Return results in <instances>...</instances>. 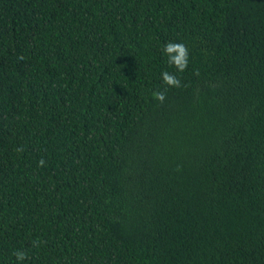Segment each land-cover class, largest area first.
<instances>
[{
    "label": "trees",
    "instance_id": "trees-1",
    "mask_svg": "<svg viewBox=\"0 0 264 264\" xmlns=\"http://www.w3.org/2000/svg\"><path fill=\"white\" fill-rule=\"evenodd\" d=\"M0 264H264V0H0Z\"/></svg>",
    "mask_w": 264,
    "mask_h": 264
},
{
    "label": "clouds",
    "instance_id": "clouds-1",
    "mask_svg": "<svg viewBox=\"0 0 264 264\" xmlns=\"http://www.w3.org/2000/svg\"><path fill=\"white\" fill-rule=\"evenodd\" d=\"M163 52L167 54L168 64L170 66L175 67L179 72H182L186 69L188 62V50L184 44L168 42L164 46ZM162 80L168 86H175V87L181 86L180 79L177 76L170 74L167 71L162 73ZM166 91L167 89H165L164 92H154L153 96L162 103L165 100ZM39 163L43 165L44 161L41 160ZM16 256L18 259L21 260L24 259L23 253H16Z\"/></svg>",
    "mask_w": 264,
    "mask_h": 264
}]
</instances>
